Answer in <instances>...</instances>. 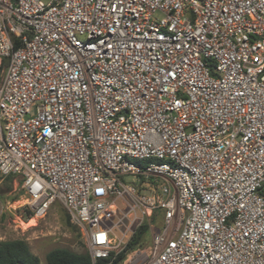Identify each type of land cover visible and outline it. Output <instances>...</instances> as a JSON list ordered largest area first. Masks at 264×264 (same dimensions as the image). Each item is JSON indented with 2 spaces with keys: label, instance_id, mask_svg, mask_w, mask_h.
<instances>
[{
  "label": "built area",
  "instance_id": "obj_1",
  "mask_svg": "<svg viewBox=\"0 0 264 264\" xmlns=\"http://www.w3.org/2000/svg\"><path fill=\"white\" fill-rule=\"evenodd\" d=\"M0 175L92 264H264V0H0Z\"/></svg>",
  "mask_w": 264,
  "mask_h": 264
},
{
  "label": "rangeland",
  "instance_id": "obj_2",
  "mask_svg": "<svg viewBox=\"0 0 264 264\" xmlns=\"http://www.w3.org/2000/svg\"><path fill=\"white\" fill-rule=\"evenodd\" d=\"M26 196L18 179L0 175V242L24 240L40 264L46 263V255L54 249H68L86 253L81 231L71 222L69 213L59 202L36 216L25 207ZM157 221H160L157 218ZM154 227L152 229L155 232ZM159 230L157 224L156 231ZM151 236L135 249L134 259L127 264H142L150 256Z\"/></svg>",
  "mask_w": 264,
  "mask_h": 264
},
{
  "label": "trees",
  "instance_id": "obj_3",
  "mask_svg": "<svg viewBox=\"0 0 264 264\" xmlns=\"http://www.w3.org/2000/svg\"><path fill=\"white\" fill-rule=\"evenodd\" d=\"M28 213L30 215L33 214V212H31L29 209ZM147 229L148 226H143L139 230L137 236H135L134 239L129 243L126 251L118 254L113 264H119L122 262L129 254L133 253L135 249H137L139 245L145 241L148 235ZM46 263L92 264V261L88 252L78 253L68 249H54L46 255ZM0 264H40V260L35 254L31 252L26 241L10 240L0 242ZM99 264H106V261H99Z\"/></svg>",
  "mask_w": 264,
  "mask_h": 264
}]
</instances>
